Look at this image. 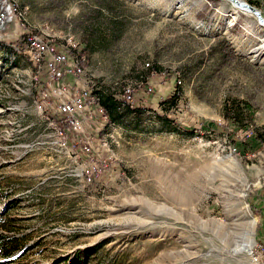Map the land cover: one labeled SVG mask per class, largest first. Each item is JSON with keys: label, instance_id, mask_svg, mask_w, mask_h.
Wrapping results in <instances>:
<instances>
[{"label": "rangeland", "instance_id": "1", "mask_svg": "<svg viewBox=\"0 0 264 264\" xmlns=\"http://www.w3.org/2000/svg\"><path fill=\"white\" fill-rule=\"evenodd\" d=\"M8 1L21 16L0 28V235L20 244L0 264H263L256 16L233 0ZM241 1L264 18V0ZM39 31L45 54L75 43L85 54L84 73L58 85L91 87L95 104L96 88L125 100L129 89L141 116L93 112L82 133L68 129L43 93L44 59L24 47ZM232 101L237 122L224 116Z\"/></svg>", "mask_w": 264, "mask_h": 264}, {"label": "built area", "instance_id": "2", "mask_svg": "<svg viewBox=\"0 0 264 264\" xmlns=\"http://www.w3.org/2000/svg\"><path fill=\"white\" fill-rule=\"evenodd\" d=\"M9 14L21 16V12L15 6L8 0H3L0 3V28L7 23ZM47 35H49L47 32L39 31L30 32L25 37L27 41L25 50L35 58L36 62L37 58H44V66H40V68H46L47 75L44 95L53 97L57 113L63 118L67 128L75 133L83 132L82 115L86 114L89 117L94 112L102 117V122H107L106 117L95 108L94 101L90 97L91 87L77 88L71 86V83L58 85V74H65V79H77L84 73L85 54L79 49L76 50L77 43H75V53L52 45L50 54H42V45L47 43ZM123 95L128 100L131 95L130 90L125 89ZM62 101H69L70 109H63ZM80 142L82 148L88 151L91 148L92 138L83 134ZM257 253L263 258L264 264V247H258Z\"/></svg>", "mask_w": 264, "mask_h": 264}, {"label": "trees", "instance_id": "3", "mask_svg": "<svg viewBox=\"0 0 264 264\" xmlns=\"http://www.w3.org/2000/svg\"><path fill=\"white\" fill-rule=\"evenodd\" d=\"M251 4V2H248ZM26 48V46L24 45ZM72 51V50H71ZM76 52V50H73ZM81 51V49H80ZM34 68H36L34 66ZM149 72L144 74V76H148ZM123 89V88H122ZM125 91V90H124ZM96 93H94V97L96 100V106L102 108L98 105V98L100 101V104L103 106L102 110L105 111V114H107V123L106 124H121L123 123L127 116H134L136 119H138L142 114V108L132 106L130 103H128L124 98H120V92L115 88H105V89H98L96 88ZM124 93V92H123ZM99 96V97H98ZM174 95L164 99L162 102H169L173 100ZM228 107H226V111L224 116L226 118L231 119L234 122H237L239 120V111H240V104L237 101H232ZM161 119H166L168 122L171 120L165 117H161L158 115ZM187 132H191L192 129H184ZM261 130V131H260ZM254 137L264 142V124L261 126V129H255L254 130ZM90 179V177H88ZM18 239H15L14 237H9L6 235H0V254L5 257H9L11 253L19 248V244L17 243Z\"/></svg>", "mask_w": 264, "mask_h": 264}, {"label": "bare ground", "instance_id": "4", "mask_svg": "<svg viewBox=\"0 0 264 264\" xmlns=\"http://www.w3.org/2000/svg\"><path fill=\"white\" fill-rule=\"evenodd\" d=\"M234 1V0H233ZM235 2H237V3H235L237 6H238V8L239 9H242V10H246L245 8H247V7H242V5L240 4V2H242L241 0H237V1H235ZM248 10H249V8H247ZM250 11V10H249ZM251 12V11H250ZM252 13V12H251ZM255 15V14H254ZM256 16V15H255ZM256 18H257V20H258V17L256 16ZM258 22H259V24L257 23V27L260 29V30H264V24H262L259 20H258ZM262 25V26H261ZM25 43V46L27 47V41H25L24 42ZM42 54H45V52H44V49H43V47H42ZM50 54V53H49ZM29 55H30V58L33 60V62H36V60H35V58L29 53ZM44 58H37V62L36 63H39V62H41L42 60H43ZM92 99V98H91ZM127 100V99H126ZM68 109H70V107L68 108ZM100 109V111H102L101 113H103V110H102V108H99ZM251 245H253V241H252V238H249V239H247V243L245 244V246H251Z\"/></svg>", "mask_w": 264, "mask_h": 264}, {"label": "water", "instance_id": "5", "mask_svg": "<svg viewBox=\"0 0 264 264\" xmlns=\"http://www.w3.org/2000/svg\"><path fill=\"white\" fill-rule=\"evenodd\" d=\"M234 1H237V0H234ZM240 4H241L242 6H244V7L249 8V10H250L253 14H255V15L258 17V20H259L262 24H264V18L262 17L260 11H259L257 8L251 6V5H249V4H247V3L243 2V1L240 2Z\"/></svg>", "mask_w": 264, "mask_h": 264}, {"label": "crops", "instance_id": "6", "mask_svg": "<svg viewBox=\"0 0 264 264\" xmlns=\"http://www.w3.org/2000/svg\"><path fill=\"white\" fill-rule=\"evenodd\" d=\"M96 106V105H95Z\"/></svg>", "mask_w": 264, "mask_h": 264}]
</instances>
